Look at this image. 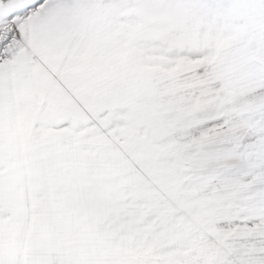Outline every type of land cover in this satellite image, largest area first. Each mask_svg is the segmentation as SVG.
Wrapping results in <instances>:
<instances>
[{
    "label": "snow or ice",
    "instance_id": "snow-or-ice-1",
    "mask_svg": "<svg viewBox=\"0 0 264 264\" xmlns=\"http://www.w3.org/2000/svg\"><path fill=\"white\" fill-rule=\"evenodd\" d=\"M0 264H264V0H0Z\"/></svg>",
    "mask_w": 264,
    "mask_h": 264
}]
</instances>
